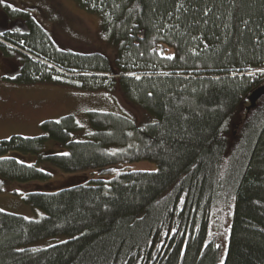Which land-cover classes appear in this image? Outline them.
<instances>
[{
	"label": "trees",
	"instance_id": "obj_1",
	"mask_svg": "<svg viewBox=\"0 0 264 264\" xmlns=\"http://www.w3.org/2000/svg\"><path fill=\"white\" fill-rule=\"evenodd\" d=\"M75 1L99 16L114 66L101 54L58 50L28 11L13 10L8 18L25 31L0 34V57L19 65L11 80L80 91L106 88L99 78L117 82L155 120L91 112L87 142L70 141L73 117L46 121L45 136L0 141V179L50 184V171L21 160L28 155L65 175L142 162L156 170L31 190L24 200L45 216L0 212V264H264V96L246 112L264 84L247 72L264 68V0ZM47 139L67 153L43 155ZM59 235L70 239L20 249Z\"/></svg>",
	"mask_w": 264,
	"mask_h": 264
},
{
	"label": "rangeland",
	"instance_id": "obj_2",
	"mask_svg": "<svg viewBox=\"0 0 264 264\" xmlns=\"http://www.w3.org/2000/svg\"><path fill=\"white\" fill-rule=\"evenodd\" d=\"M28 11L40 23L49 36V40L58 50L76 54H101L111 64H115L116 46L108 42L102 35L99 16L82 9L75 0H0V34L9 30L25 31L22 21H11L7 11ZM19 65L16 60L0 57V141L12 137L32 139L45 136L41 125L46 121L59 122L62 118L71 116L78 127L70 135V141L87 142L92 140L94 129L90 125L88 116L91 112L113 114L126 117L141 124L152 119L139 106L125 97L117 82L96 79L102 82L104 89L98 91H80L70 88L43 85L22 84L11 80L18 74ZM264 68L249 69V75L264 81ZM117 71H119L117 69ZM165 73V72H164ZM97 77H106L95 74ZM133 75L132 73L128 76ZM139 78V76H135ZM71 81V78H65ZM240 108L235 115L233 126L242 118ZM67 149L61 144L47 139L43 147V155L66 154ZM20 158L12 154L11 156ZM21 160L28 165H35L40 170L50 171V184L7 182L0 179V212L20 216L27 220H40L45 213L32 207L24 200L31 190L56 192L60 188L76 185H86L96 182L110 181L114 174L122 170L155 171L156 165L142 162L102 170L81 172L65 175L50 168L46 164H39L37 156H22ZM112 173V174H110ZM225 228L226 225L224 224ZM215 224L211 225V232H216ZM225 230L219 233V243L223 245ZM69 236L59 235L48 237L32 244L20 247L21 250L38 251L66 242Z\"/></svg>",
	"mask_w": 264,
	"mask_h": 264
},
{
	"label": "water",
	"instance_id": "obj_3",
	"mask_svg": "<svg viewBox=\"0 0 264 264\" xmlns=\"http://www.w3.org/2000/svg\"><path fill=\"white\" fill-rule=\"evenodd\" d=\"M264 96V84L255 88L250 95L247 97L249 106L246 107V112L248 113L256 107L257 102Z\"/></svg>",
	"mask_w": 264,
	"mask_h": 264
},
{
	"label": "snow or ice",
	"instance_id": "obj_4",
	"mask_svg": "<svg viewBox=\"0 0 264 264\" xmlns=\"http://www.w3.org/2000/svg\"><path fill=\"white\" fill-rule=\"evenodd\" d=\"M168 59H171L172 57H167ZM262 71H264V70H262ZM217 247H220V245H217Z\"/></svg>",
	"mask_w": 264,
	"mask_h": 264
},
{
	"label": "flooded vegetation",
	"instance_id": "obj_5",
	"mask_svg": "<svg viewBox=\"0 0 264 264\" xmlns=\"http://www.w3.org/2000/svg\"><path fill=\"white\" fill-rule=\"evenodd\" d=\"M16 21H20V20H16ZM9 31H11V30H9Z\"/></svg>",
	"mask_w": 264,
	"mask_h": 264
}]
</instances>
